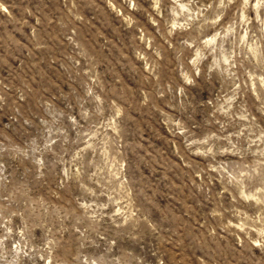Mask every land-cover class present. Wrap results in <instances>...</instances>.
<instances>
[{
	"label": "rangeland",
	"instance_id": "rangeland-1",
	"mask_svg": "<svg viewBox=\"0 0 264 264\" xmlns=\"http://www.w3.org/2000/svg\"><path fill=\"white\" fill-rule=\"evenodd\" d=\"M0 264H264V0H0Z\"/></svg>",
	"mask_w": 264,
	"mask_h": 264
}]
</instances>
